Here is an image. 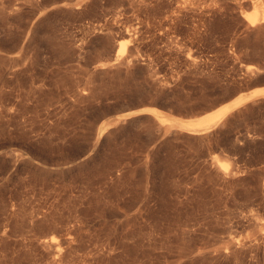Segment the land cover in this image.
Returning <instances> with one entry per match:
<instances>
[{"label": "rangeland", "instance_id": "obj_1", "mask_svg": "<svg viewBox=\"0 0 264 264\" xmlns=\"http://www.w3.org/2000/svg\"><path fill=\"white\" fill-rule=\"evenodd\" d=\"M82 1L0 0V264H264V96L145 109L264 87L262 7Z\"/></svg>", "mask_w": 264, "mask_h": 264}, {"label": "bare ground", "instance_id": "obj_2", "mask_svg": "<svg viewBox=\"0 0 264 264\" xmlns=\"http://www.w3.org/2000/svg\"><path fill=\"white\" fill-rule=\"evenodd\" d=\"M189 1H191V0H182L183 3H188ZM206 1L207 0H205V2ZM251 1L255 5L261 6L263 9V14L261 17H258L256 15L245 16L244 20L247 22V24L253 26V25L264 20V3L262 0H251ZM79 2H81V4H82V2H84V1L79 0ZM79 2H76V3H79ZM197 2H198V0H197ZM205 2H203L204 5H205ZM76 3L74 5H76ZM179 3H180V1H179ZM178 4H176V6H178ZM184 5L185 4H182L183 7H184ZM188 5H190V4H188ZM193 5H195V4L193 3L192 6ZM185 8H187V7H185ZM181 10L183 11V9H181ZM181 10L179 9V12H181ZM188 10H190V9H188ZM192 10H193V8H192ZM116 34H117V32H116ZM117 35H118V38L119 37L122 38L125 36L130 37L128 30L127 31L121 30L120 32H118ZM127 39L128 40L126 42L125 41L124 42L119 41L118 47L115 46V47H117L116 52H115L116 57H120V56L124 57V55L127 54L128 51L132 50L131 48H130L131 50L129 49V46H128L129 38H127ZM128 55L129 54H127V56ZM253 69H254V66H251V65L247 66V68H246V70H248V71H252ZM259 96H264V87H258V88H255L253 90H250L248 92L238 94L237 96L232 98L229 102L219 106L217 109H215L209 113H206L202 116L188 118V119L180 118V117L173 116V115H170V118H167V117H165L166 114H164L162 111H160L159 109H156L154 107H148L145 109L147 112H149L153 115V117L156 120V122L158 123L159 127H163L165 130H169L171 127H175L177 129H179L180 131H184V132L190 133V134H204V133H207L208 131H210L211 129L215 128L217 125H219L223 121V119H225V117H227L232 111H234L235 109H237L238 107H240L241 105H243L249 101H253L254 99H256ZM132 114H133L132 112L123 113L120 116L116 117L111 123H108V124L116 125L117 123H119L120 121H123L124 119H126L128 116H130ZM261 229L264 230V227L262 226ZM49 241H50V243L51 242L54 243L56 240L54 239V237H51L49 239Z\"/></svg>", "mask_w": 264, "mask_h": 264}]
</instances>
